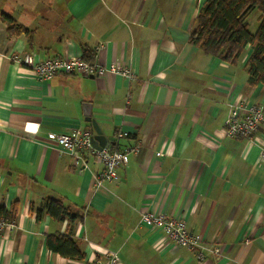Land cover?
I'll list each match as a JSON object with an SVG mask.
<instances>
[{
    "label": "crops",
    "instance_id": "1",
    "mask_svg": "<svg viewBox=\"0 0 264 264\" xmlns=\"http://www.w3.org/2000/svg\"><path fill=\"white\" fill-rule=\"evenodd\" d=\"M204 1L0 0V208L16 209L15 228L0 233V264H101L105 250L121 264H264V121L251 138L223 131L229 102L264 113V85L247 83L249 46L231 65L189 43ZM3 14L28 35L9 34ZM84 48L132 76L39 80L13 59L80 57ZM85 104L114 138L108 145L139 146L117 180L98 186L101 164L86 158L82 170L47 137L86 128ZM49 198L78 217L37 218ZM145 210L182 218L219 251L198 260L139 224ZM48 235L68 237L83 258L52 251Z\"/></svg>",
    "mask_w": 264,
    "mask_h": 264
},
{
    "label": "built area",
    "instance_id": "2",
    "mask_svg": "<svg viewBox=\"0 0 264 264\" xmlns=\"http://www.w3.org/2000/svg\"><path fill=\"white\" fill-rule=\"evenodd\" d=\"M26 68L31 69L39 80H48L56 74H78L81 76H99L107 72H119L129 78L132 74L115 64L103 66L97 62L88 63L80 57H50L40 59L32 53L14 56ZM264 121V113L259 106H242L239 101L228 103V115L224 120L223 131L230 137L251 138L260 122ZM93 132L85 127L75 128L68 132H49L47 137L58 147L60 154H68L76 162L82 163V170L86 169V158L101 164L102 169L95 176V184L111 182L118 179V168L124 166L129 154L138 151V145L119 149L113 145L101 148L93 146L91 137ZM123 135L122 133L119 134ZM264 156V153H262ZM139 224H145L159 229L168 240L184 246L195 252L198 260L205 258V252L217 253L218 247L202 245L199 235L193 234L182 218L167 216L163 212L145 210L140 213ZM14 229L15 224L7 217L0 215V233L5 229ZM101 264H121L118 254L114 251L102 252Z\"/></svg>",
    "mask_w": 264,
    "mask_h": 264
},
{
    "label": "trees",
    "instance_id": "3",
    "mask_svg": "<svg viewBox=\"0 0 264 264\" xmlns=\"http://www.w3.org/2000/svg\"><path fill=\"white\" fill-rule=\"evenodd\" d=\"M259 11L258 24L254 32L250 31L248 17L253 10ZM7 32L11 35H28L29 30L17 23L9 15L3 14ZM189 43L208 56L218 57L231 65L237 64L245 53L250 52L244 68L249 86L264 85V0H205L199 8L193 26L189 32ZM81 58L92 63L93 55L83 49ZM87 129L92 131L90 123ZM55 220H73L78 217L67 210L60 199L49 198L42 210ZM16 209L9 212L0 208V215L8 219L15 216ZM47 247L63 257L82 259L83 253L78 245L64 235H48Z\"/></svg>",
    "mask_w": 264,
    "mask_h": 264
},
{
    "label": "water",
    "instance_id": "4",
    "mask_svg": "<svg viewBox=\"0 0 264 264\" xmlns=\"http://www.w3.org/2000/svg\"><path fill=\"white\" fill-rule=\"evenodd\" d=\"M84 107L85 120L89 121L92 126L93 134L91 137V141L93 146H95L96 148H101L108 145L109 141H112L114 138L104 135L97 122L93 118H91L90 104H85Z\"/></svg>",
    "mask_w": 264,
    "mask_h": 264
},
{
    "label": "rangeland",
    "instance_id": "5",
    "mask_svg": "<svg viewBox=\"0 0 264 264\" xmlns=\"http://www.w3.org/2000/svg\"><path fill=\"white\" fill-rule=\"evenodd\" d=\"M258 16H259V11L255 9L251 12V14L248 17L249 29L252 32H254L257 27Z\"/></svg>",
    "mask_w": 264,
    "mask_h": 264
}]
</instances>
